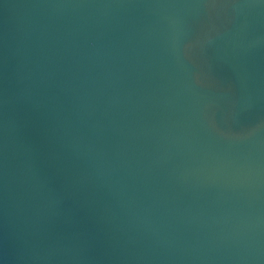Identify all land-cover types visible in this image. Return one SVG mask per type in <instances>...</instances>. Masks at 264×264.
I'll return each mask as SVG.
<instances>
[{
    "label": "water",
    "instance_id": "95a60500",
    "mask_svg": "<svg viewBox=\"0 0 264 264\" xmlns=\"http://www.w3.org/2000/svg\"><path fill=\"white\" fill-rule=\"evenodd\" d=\"M0 264H264V0H0Z\"/></svg>",
    "mask_w": 264,
    "mask_h": 264
}]
</instances>
